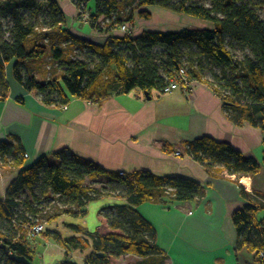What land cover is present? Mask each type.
<instances>
[{"label":"trees","instance_id":"16d2710c","mask_svg":"<svg viewBox=\"0 0 264 264\" xmlns=\"http://www.w3.org/2000/svg\"><path fill=\"white\" fill-rule=\"evenodd\" d=\"M58 1L0 0V100L9 94L6 66L12 62L15 81L47 106L63 105L71 98L102 100L135 89L148 95L161 92L183 68L189 79L206 84L222 100L231 123H248L264 132V0H95L90 26L97 31H102L97 25L102 17L109 20L108 30L124 23L133 25L135 16L150 20L147 7L214 25L212 29L143 31L137 37L109 36L104 43L76 37L64 29ZM69 1L76 6L87 2ZM128 3L134 8L127 10V18H117ZM231 49L242 56H234ZM79 53L85 58H77ZM46 59L61 71L60 76H48ZM208 67L211 82L204 79ZM23 154L17 144L0 142V156H11L12 166L18 170L0 201V264H33L29 230L43 223L39 207L48 195L59 198L63 213L76 216L85 212L73 213L71 208L82 209L104 197L121 198L128 204L100 212L110 230L104 235L86 233L82 240L46 230L43 237L65 250L60 264H76L70 253L90 246L93 250L85 264H111L124 255L141 258L138 264H152L149 258L162 252L155 244L154 228L134 207L145 202H193L202 190L198 182L182 177L106 171L68 150L40 158L28 167ZM185 154L209 173L254 176L264 165V140L261 161L209 136L186 144ZM100 177L107 178V186L85 184L87 179L98 181ZM239 196L244 205L231 215L237 234L235 251L245 250L252 255L253 264H264V194L241 189Z\"/></svg>","mask_w":264,"mask_h":264},{"label":"crops","instance_id":"0c3cea01","mask_svg":"<svg viewBox=\"0 0 264 264\" xmlns=\"http://www.w3.org/2000/svg\"><path fill=\"white\" fill-rule=\"evenodd\" d=\"M94 1L86 2L89 14L94 11ZM58 5L65 18L64 29L76 37L104 43L109 36H123L118 28L108 30L109 22L103 17L98 19L102 31L92 29L90 24L76 17V6L69 0H60ZM146 10L152 14L147 27L135 33L137 22L142 27V22L146 21L136 19L132 37L143 31L176 32L190 26L214 27L210 22L159 7ZM156 14L165 22L174 23L154 24ZM12 65L13 62L6 66L8 97L0 100V142L15 143L22 149L25 167L60 150H68L114 173L129 175L146 171L158 177L191 179L202 187L200 196L193 202H145L134 207L154 228L155 244L162 252L149 261L152 260V264H253L252 255L245 250L235 251L237 234L231 215L244 205L239 196L241 189L250 194H264V165L254 176L213 174L188 157L185 146L209 136L261 161L262 130L248 123H231L223 111L222 100L201 82L194 83L190 94L183 90L169 94L151 91L147 98L143 91L135 89L102 100L71 98L66 104L47 106L39 96L34 97L15 81ZM177 152L179 156L175 155ZM12 160L11 156H0V201L4 200L8 186L18 173ZM122 205H128L124 199L104 197L82 209L73 207V213L83 210V216L60 210L47 230L63 238L82 240H86V233L107 234L110 230L100 212ZM92 250L91 246L77 249L70 257L76 264H85ZM61 251L64 252L56 245L46 246L44 264L62 262ZM126 256L112 261L118 263ZM133 258L135 264L143 261L134 255Z\"/></svg>","mask_w":264,"mask_h":264},{"label":"rangeland","instance_id":"374dc122","mask_svg":"<svg viewBox=\"0 0 264 264\" xmlns=\"http://www.w3.org/2000/svg\"><path fill=\"white\" fill-rule=\"evenodd\" d=\"M133 8H134V5L130 6V4L128 3V5H126V9L124 11H121L122 13L120 12L117 15V18L126 19L127 15H128L127 10H131ZM136 19L140 20L139 18H137L135 16V20ZM135 20H134V23H135ZM153 20H154V24H157V25H167V26H169V25H172L174 23L173 21H169V22L166 21L165 22L163 20V18L158 16L157 14L155 15ZM147 23H148V21L142 22V24H141L142 27H140L139 22H137V24L135 25L134 32L136 33L138 30H140V28L144 29L145 27H147ZM116 25H119V24H116ZM116 27H118V26H116ZM132 27H133V25H132ZM148 27H150V26H148ZM186 28H192V26L186 27ZM116 30H117V28H116ZM116 36H118V35H116ZM231 50H232V53H233L234 56H236L238 58L242 56V54L238 50H234V49H231ZM77 58L84 59L85 56L83 55V53H79ZM44 67L48 71V76L50 78H55V77L61 75V71L56 66H54V67L50 66L47 63V59L44 61ZM209 69H211V67H208V71L205 73L204 79L211 82L213 77H212L211 72L209 71ZM212 70L214 72H217V73L219 72L217 69H212ZM120 173H122V172H120ZM107 182H108L107 178L100 177V178H98V181H96V180H88L87 179L85 181V184L88 185V186H95V187L99 188L101 186L106 185ZM59 206H60L59 205V198L57 196L48 195L47 197H45V198H43L41 200L39 208L42 211L41 217H42L43 220H41V222H43V223H41V224L43 226V231L40 234H38L37 236L33 237L31 239V242H30L31 245H32V248H33V252H34L33 264H44V261H43L44 255L43 254H44V248L46 246L56 245V247H60L59 245L53 243L51 240L46 239L45 237H43V234L46 232V230L48 229L49 225L53 224L56 221L59 213L61 212L60 209H59L60 208ZM72 209L73 208H71V210ZM61 250H64V249L61 248ZM61 252H63V251H61ZM64 255H65V250L62 253L63 258H64ZM72 259L73 258H71V260ZM135 262H136V259L133 258V255H127L126 257H124V259L122 261H120L118 263H116L115 261H112V264H135ZM60 263L61 262H59V263L56 262L55 264H60Z\"/></svg>","mask_w":264,"mask_h":264},{"label":"built area","instance_id":"2783aa9c","mask_svg":"<svg viewBox=\"0 0 264 264\" xmlns=\"http://www.w3.org/2000/svg\"><path fill=\"white\" fill-rule=\"evenodd\" d=\"M76 17L85 22L90 24V14L88 13V9L86 6V2H80L76 7ZM100 20V19H99ZM97 20V25L102 24ZM109 22V20L107 19ZM100 28V27H99ZM118 30L123 33V35L126 34H132V25L129 23H124L118 27ZM194 83H197L196 81H193L188 78L186 71L183 68H180L177 72L173 74V76L168 80V83L166 86L161 90V94H169L175 90H183L187 92V94H190V90ZM176 156H179L180 153H176ZM27 155L25 154V158ZM122 174V173H120ZM43 231L42 224H37L30 228V236L35 237L38 234H40Z\"/></svg>","mask_w":264,"mask_h":264},{"label":"water","instance_id":"95a60500","mask_svg":"<svg viewBox=\"0 0 264 264\" xmlns=\"http://www.w3.org/2000/svg\"><path fill=\"white\" fill-rule=\"evenodd\" d=\"M144 95H145L147 98H149V95H148L147 92H144Z\"/></svg>","mask_w":264,"mask_h":264}]
</instances>
